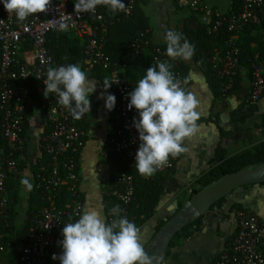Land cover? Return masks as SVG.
Here are the masks:
<instances>
[{"label":"built area","instance_id":"1","mask_svg":"<svg viewBox=\"0 0 264 264\" xmlns=\"http://www.w3.org/2000/svg\"><path fill=\"white\" fill-rule=\"evenodd\" d=\"M78 0H51L45 12L18 21L0 3V214L5 220L11 216L10 183L18 179L19 156L27 147L26 125L28 109L32 104V86L35 106L45 114L46 129L39 139L41 155L34 173L32 191L38 206L33 212L27 243L10 264H48L53 253H62L59 241L63 239V224L74 222L84 209L80 190L79 155L89 137L85 115L74 119L67 109L57 103L55 94L45 97L44 79L49 68L61 66L53 55L50 34H69L82 49L83 69H98L103 80L113 83L108 89L116 97L114 110L109 111V135L105 140L104 156L117 167L115 174L101 185L102 195L112 203L106 214L111 222L112 209L118 205L120 216L130 220L129 209L134 200L135 178L121 168L136 169L135 156L140 144L133 127L135 109L129 110L128 94L141 78H132L126 63H118L105 51L108 29L116 21L132 17L136 0H124L126 11L115 18H107L104 6L95 13H77ZM181 7L191 10L208 32L219 36L227 34L222 48H215L211 58L212 70L222 80L223 89L235 87L240 68V37L245 29L261 25L264 19V0H241L238 9L223 12L206 0H177ZM70 25L67 31L59 24ZM264 35V30H263ZM151 46L147 31H137L130 43L136 56L144 55ZM149 67L171 60L166 50L155 47L149 53ZM251 83L248 100L264 97V63L253 61L250 67ZM222 98L226 97L224 94ZM34 106V105H32ZM178 158H170L169 165L159 173H171ZM230 220L236 232L213 264H264V218L243 208L232 210ZM7 249L5 234L0 233V255Z\"/></svg>","mask_w":264,"mask_h":264},{"label":"crops","instance_id":"2","mask_svg":"<svg viewBox=\"0 0 264 264\" xmlns=\"http://www.w3.org/2000/svg\"><path fill=\"white\" fill-rule=\"evenodd\" d=\"M206 1L223 12L231 8V0ZM131 19L134 26L143 27L137 31H147L151 42L165 46V33L168 30L183 33L199 25L196 15L181 7L177 0H136ZM256 34L257 31L253 29L240 42V46L248 43L245 45L247 56L240 61L234 89L224 98L214 97L193 57L187 61L181 60L190 68L187 73L188 91L199 101L197 111L200 132L195 139L186 141L188 152L178 157L164 183V192L159 197L153 215L139 227L140 242L144 248L156 235L159 224L175 215L190 198L192 191L199 188L198 179L202 175L216 166L217 162L229 160L243 151H253L264 143V97L255 102L248 100L251 62L264 63V50L260 55L256 42L251 40ZM131 76L139 78L135 70H131ZM90 78L94 79L92 76ZM96 81V92L90 96L91 113L85 114L84 123L89 137L79 155L80 190L84 208L95 207L106 219L107 209L101 185L113 175L117 167L104 156L105 140L109 135V111L105 108V100L100 98L104 91L103 83ZM46 124L45 114L39 107L32 106L27 115V147L19 156L18 179L14 186L13 182L10 183V197L12 193L15 198L13 233L6 251L0 255V264H10L27 243L30 220L38 202L32 188L28 190L22 180L27 179L33 185L41 155L39 139ZM219 146L222 159L216 162L214 159ZM235 207L255 212L264 218V183L243 186L231 192L219 206L196 218V231L187 234L181 228L165 250L163 259L166 264H213L236 232L230 220Z\"/></svg>","mask_w":264,"mask_h":264},{"label":"clouds","instance_id":"3","mask_svg":"<svg viewBox=\"0 0 264 264\" xmlns=\"http://www.w3.org/2000/svg\"><path fill=\"white\" fill-rule=\"evenodd\" d=\"M5 10L15 13L18 21L45 12L51 0H0ZM97 6H104L112 13L126 11L124 0H78L74 4L77 13H95ZM59 30L67 31L70 25L59 24ZM166 55L173 61L190 60L194 46L182 33L168 30L165 33ZM168 61L158 62L156 67L146 69V74L128 94V109H135L133 127L138 132L139 147L135 167L144 177H152L167 167L170 158L187 153L185 143L195 139L200 132L197 111L199 101L170 71ZM43 95L55 94L57 103L68 110L74 119L91 113L90 96L96 92L97 81L91 79L77 64L49 68L44 79ZM187 80H185V84ZM113 83L103 81L104 91L100 98L105 108L112 111L116 97L108 92ZM28 190L32 185L22 180ZM118 205L112 209L114 218L110 223L102 218L95 207H85L74 222L63 224L59 241L60 255L53 260L60 264H166L162 257L150 256L140 242V230L126 217L120 216Z\"/></svg>","mask_w":264,"mask_h":264},{"label":"trees","instance_id":"4","mask_svg":"<svg viewBox=\"0 0 264 264\" xmlns=\"http://www.w3.org/2000/svg\"><path fill=\"white\" fill-rule=\"evenodd\" d=\"M240 3L241 0H231L230 10L238 9ZM102 12L105 14L107 18H115L119 14V13L114 14L108 11V9L105 7L102 9ZM131 18L129 20L116 21L113 25L109 27L107 34V42L105 44V51L116 62L120 64L126 63L128 68V73L130 76H131V70H135L139 74V78H142L146 74V69L149 68L150 50L158 46L166 50L167 46L156 45L153 42H151L150 49H148V52L146 54L141 56L134 55L130 49V43L134 39L136 31L143 27L134 26ZM253 29L257 31V34L251 40L256 42L257 50L261 55L262 50H264V35H263L264 19L261 25L251 26L245 29L244 34L240 37L239 46H240V42L241 43L243 42L244 36ZM182 34L194 46V55L192 56L193 61L205 75L206 82L210 90L212 91L214 97H221L222 94L228 96L234 88H232L231 90H226L225 92L222 91L223 89L222 80L216 76V74L212 70V64H211L213 50L215 48L223 47L224 42L227 38V34L215 36L214 34L208 32L207 29L203 27L200 23L199 25H197L195 29L184 31ZM245 45H248V43ZM245 45L240 46L241 48L240 61L242 57L247 56L246 54L247 48H245ZM48 46L50 47L53 55L55 56V60L61 66H66L68 64H77L81 68H83L84 58L81 53L82 49L79 45L78 40L75 37L69 34H58V35L50 34ZM168 62L172 65L170 71H172L174 76L180 81L181 87H186L188 89L187 73L190 68L187 65L183 64L181 60H175V61L168 60ZM91 71H92V77L94 79L100 82L104 79L102 72H100L97 68ZM185 80H187L186 84H185ZM30 88H31L30 91L32 92V104L29 107V109L32 107V105L36 104V100H37L35 96L34 88L32 86H30ZM220 152H221V148L219 146L217 148L218 155L214 159L216 162L222 159V157L219 155ZM263 161H264V143L260 144L253 151H249V150L243 151L229 160L223 162H217L218 164L216 166L211 168L207 173H205L198 179L199 188L193 190L191 196L195 194L202 187L210 184L211 182L221 178L226 174L235 172L247 165L258 164ZM121 169L127 173L133 174L135 178V194H134L133 203L129 209V215H130V221L134 222L136 226L139 228L145 221H147L153 215L155 207L159 201V197L164 192V183L168 179L169 173L156 172L152 177L145 178L141 176L136 169H129L126 167H122ZM115 172L113 173V175L115 174ZM14 185L15 184L13 182L12 186ZM12 186L9 189H12ZM14 199L15 198H13V194L11 193V205H10L11 216L8 218V220H5L3 216L0 214V233L5 234V242L7 243V245L10 243L11 235L13 233ZM224 199L225 197L219 200L218 202H216L212 206V208L214 206H219L224 201ZM104 201H105L106 209L108 211L112 201L105 198ZM235 208H240V207H235ZM197 221L198 219H195L192 222H188L183 227V230L187 231V234H190L192 231H196L198 229ZM164 223L165 222H161L157 230H159V228ZM53 254H56V252L53 251L48 264H60L59 260L52 259Z\"/></svg>","mask_w":264,"mask_h":264},{"label":"water","instance_id":"5","mask_svg":"<svg viewBox=\"0 0 264 264\" xmlns=\"http://www.w3.org/2000/svg\"><path fill=\"white\" fill-rule=\"evenodd\" d=\"M86 74L92 76V71H86ZM261 183H264V161L247 165L202 187L159 228L149 244L145 246V251L150 256L163 258L173 236L189 221L206 214L216 202L234 190Z\"/></svg>","mask_w":264,"mask_h":264}]
</instances>
